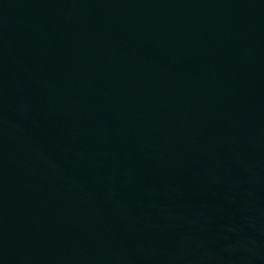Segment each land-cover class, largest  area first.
Instances as JSON below:
<instances>
[{
    "label": "water",
    "instance_id": "obj_1",
    "mask_svg": "<svg viewBox=\"0 0 264 264\" xmlns=\"http://www.w3.org/2000/svg\"><path fill=\"white\" fill-rule=\"evenodd\" d=\"M0 264H264V0H0Z\"/></svg>",
    "mask_w": 264,
    "mask_h": 264
}]
</instances>
